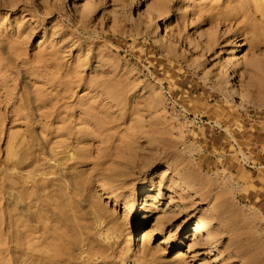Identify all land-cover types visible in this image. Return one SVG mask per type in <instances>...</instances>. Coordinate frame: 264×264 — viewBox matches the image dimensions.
<instances>
[{"label":"rangeland","instance_id":"1","mask_svg":"<svg viewBox=\"0 0 264 264\" xmlns=\"http://www.w3.org/2000/svg\"><path fill=\"white\" fill-rule=\"evenodd\" d=\"M141 2L1 0L0 262L6 203L39 230L20 196L44 185L57 264H148L175 234L170 261L211 212L215 247L199 236L184 264H264V0ZM31 159L27 190L1 189Z\"/></svg>","mask_w":264,"mask_h":264},{"label":"bare ground","instance_id":"2","mask_svg":"<svg viewBox=\"0 0 264 264\" xmlns=\"http://www.w3.org/2000/svg\"><path fill=\"white\" fill-rule=\"evenodd\" d=\"M0 4H1V0H0ZM142 2L141 0H137V8H141L142 7ZM216 35H218L220 37V35L222 33H218L215 32ZM218 40V38H217ZM216 40L209 38L208 39V44L210 46H214L216 45ZM231 71V70H230ZM232 73V71H231ZM48 143V141H44V144L46 145ZM31 167L33 168V159H31L29 162L24 163L23 161H17L13 163V168L16 169L17 172H13L10 174H7V177H3V180L1 181V189H3L4 191L10 188H20V190H27L26 185L29 184V182H32L31 179H33V177L27 176L26 179L23 178L20 170H18L19 168H21V166L23 167ZM31 180V181H30ZM48 190L49 188L47 186H36L35 190L28 193L26 192L25 194H22L20 196V202L21 203H25V201L28 199L29 201H39V206L37 207L35 213L31 212V216L32 217H36L37 218V223L39 224V230H33V229H26V228H22L20 229L19 227H24V225L22 224V221L19 222L18 220V216H20L21 214H16L17 216H15L13 214L14 210L11 207V204L6 203V208L4 209L5 211H7L6 214V219L5 222L2 223L4 229L8 230V233H11L12 238L11 241H9V244H11V246L6 247L5 252H7L9 255H11V257L14 256V258L12 259V262H9L8 259L5 261V259H3V261L0 262V264H57L60 263L62 261H64L63 253L64 250L61 246L58 245H53L52 243H48L47 241H49L50 236H52L55 239H59L61 238L59 234L56 233V230L53 229L52 227H50L49 225L44 224V220L48 219L49 217H47L45 214L47 210H48V202L45 201L47 196H48ZM0 192H2L0 190ZM141 195V194H140ZM139 196V192L137 193V197ZM46 197V198H45ZM153 202H157V199L154 198L152 200ZM149 204L147 202H145L143 204V206H141V210L146 209V207H148ZM175 210L176 208H171L169 206L166 205V207L164 209H162V211L165 213L167 210ZM142 210V211H143ZM22 213V212H21ZM132 208L128 207L126 210V215H132ZM211 213H208V215L206 214V216L204 218H202V220L207 221L208 218L211 219L210 217ZM23 215V214H22ZM56 216V219L52 218V221H60V217L59 214H54L53 217ZM165 218V217H164ZM166 219V218H165ZM144 219L142 218L138 225L142 224V221ZM202 220H197L196 224L194 225L193 229H192V233L188 236L189 239L193 240V244L191 246H189L186 251L184 252L182 249H178L175 251L174 257L172 260H168L167 262H164L165 259L163 258L165 255L169 254V246L174 242V235L175 234H171L170 236H163L160 238L159 243H158V247L157 250L158 251H163V254L160 256H156V254H153L150 252V250L148 248L145 249V252L143 253V261L147 262L148 264H184V256L186 254H191L193 253V248H196L197 245L203 244V240L201 241V239H199V236L204 237L205 240L208 242V244L212 247L214 246V242H212V237L214 234H216V232H219L222 230V226L221 224H218L216 230H212V224H215V221L212 222H208L207 227L202 223ZM19 223V224H18ZM16 229V230H15ZM13 231H15L13 233ZM40 231V237H33L31 236L34 232ZM13 233V234H12ZM29 233V234H28ZM1 234V233H0ZM15 236V238H18L17 240H12L13 237ZM8 237H11L10 235H8ZM30 237V238H29ZM143 237L137 238L135 237L134 240L137 243H140L141 241H143ZM33 239H35L36 241L34 242ZM33 241V242H32ZM1 242V240H0ZM202 242V243H201ZM45 245V246H44ZM135 245V243L133 244ZM162 246H166V247H162ZM84 247V246H83ZM53 251V254H48V252ZM47 252V255H46ZM87 253H85L84 256H86L87 254H90L89 249L87 248ZM16 254H18L19 256H17ZM20 255H26L28 256L27 260H19ZM214 263H220L224 257L221 254H214ZM4 258V257H3ZM164 260V261H163Z\"/></svg>","mask_w":264,"mask_h":264},{"label":"crops","instance_id":"3","mask_svg":"<svg viewBox=\"0 0 264 264\" xmlns=\"http://www.w3.org/2000/svg\"><path fill=\"white\" fill-rule=\"evenodd\" d=\"M259 180V178H255L253 181V183H251L250 181H248L247 183V187H248V192H247V196L256 193L257 191H260L262 188L257 186V184H254V182H257ZM261 192H263L264 194V188L261 190Z\"/></svg>","mask_w":264,"mask_h":264}]
</instances>
